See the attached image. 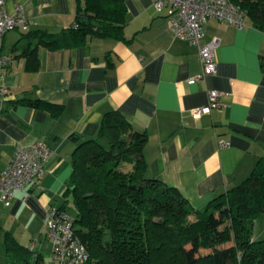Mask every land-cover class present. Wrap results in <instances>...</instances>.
I'll use <instances>...</instances> for the list:
<instances>
[{"label":"crops","instance_id":"obj_1","mask_svg":"<svg viewBox=\"0 0 264 264\" xmlns=\"http://www.w3.org/2000/svg\"><path fill=\"white\" fill-rule=\"evenodd\" d=\"M124 3L123 40L91 36L69 48L39 46L35 68L21 54L27 30L3 36L0 170L18 144L40 139L52 151L37 183L16 190L7 206L0 200L4 258L7 233L34 254L43 256L48 246L51 254L45 219L48 208L63 201L77 143L72 136L95 137L106 111L118 110L146 133V175L179 188L195 210L238 184L264 155V30L248 18L243 28L209 18L200 43L217 40L216 69L189 83L201 70L197 46L173 36L166 11H156L152 0ZM16 4L24 8L28 30L58 32L75 14V0H5L3 8L12 12ZM211 90L219 92V106L194 116ZM26 98L53 102L54 109L17 101ZM254 234L264 235V214Z\"/></svg>","mask_w":264,"mask_h":264},{"label":"trees","instance_id":"obj_2","mask_svg":"<svg viewBox=\"0 0 264 264\" xmlns=\"http://www.w3.org/2000/svg\"><path fill=\"white\" fill-rule=\"evenodd\" d=\"M230 1L264 30V0ZM125 22L124 0H75L72 23L58 32L25 31L28 44L21 54L35 68L37 47L69 48L91 36L123 40ZM17 101L54 109L53 102L38 98ZM72 138V171L59 208L68 211L72 200L68 212L87 247L86 264H264V235L254 234L264 214V155L238 184L195 210L179 188L146 175V133L118 110L102 114L95 137ZM5 247L9 264L44 262L8 233Z\"/></svg>","mask_w":264,"mask_h":264},{"label":"built area","instance_id":"obj_3","mask_svg":"<svg viewBox=\"0 0 264 264\" xmlns=\"http://www.w3.org/2000/svg\"><path fill=\"white\" fill-rule=\"evenodd\" d=\"M5 0H0V78L8 56L2 52V41L5 32L17 28L28 30L29 20L21 4H16L12 12L3 8ZM154 9L165 10L169 28L173 36L197 46L201 63L198 74L188 78L192 83L201 77L211 74L216 69L214 49L217 40L200 43L204 34V25L209 18L233 24L236 28L245 26L244 11L230 0H152ZM5 88L0 84V95ZM219 92L211 90L205 105L192 110L194 116L208 112L219 106ZM219 145L228 142L218 140ZM51 149L44 141L36 139L30 143L18 144L7 164L0 170V200L9 205L16 190L27 184L37 183L44 174V164L51 156ZM44 237L51 242V260L55 264H86L89 254L86 245L74 232V217L58 206H50L45 219Z\"/></svg>","mask_w":264,"mask_h":264},{"label":"rangeland","instance_id":"obj_4","mask_svg":"<svg viewBox=\"0 0 264 264\" xmlns=\"http://www.w3.org/2000/svg\"><path fill=\"white\" fill-rule=\"evenodd\" d=\"M67 206H68V211H70V212H73V210H72V200L71 199H69L68 200V204H67ZM47 242V241H46ZM49 243L47 242V245H48ZM50 250H51V247H50ZM42 254H43V260H44V262H43V264H55L52 260H51V254H50V251H49V246H48V248L47 247H43V249H42ZM7 258V256H5V258H4V256H0V264H6V259ZM8 261V260H7ZM7 264H9V262H7Z\"/></svg>","mask_w":264,"mask_h":264}]
</instances>
